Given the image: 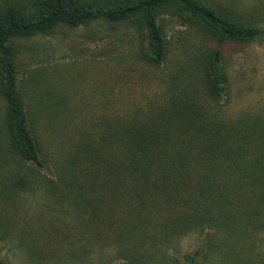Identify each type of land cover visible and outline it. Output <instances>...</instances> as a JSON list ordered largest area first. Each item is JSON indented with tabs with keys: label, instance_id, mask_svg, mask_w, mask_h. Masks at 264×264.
<instances>
[{
	"label": "rangeland",
	"instance_id": "1",
	"mask_svg": "<svg viewBox=\"0 0 264 264\" xmlns=\"http://www.w3.org/2000/svg\"><path fill=\"white\" fill-rule=\"evenodd\" d=\"M29 1L0 0V13ZM198 1L260 29L258 37L217 43L173 8L157 16L166 40L158 65L143 58L141 31L103 18L11 40L17 91L41 165L8 147L0 95V264H188L190 255L194 264H264V197L248 196L245 187L218 217L215 205L203 212L205 204L196 207L193 200L147 203L146 225L136 228V236L131 229V236L117 228L124 214L91 216L85 206H73L77 190L57 181L70 156H76L70 173L77 179L79 172L94 170L83 146L100 139L105 121L113 124V134L121 119H142L147 109L167 108L171 99L190 96L208 120L264 141V0ZM214 48L226 84L212 99L204 90L202 66ZM81 180L100 182L91 174ZM168 218L178 222L165 224Z\"/></svg>",
	"mask_w": 264,
	"mask_h": 264
},
{
	"label": "trees",
	"instance_id": "2",
	"mask_svg": "<svg viewBox=\"0 0 264 264\" xmlns=\"http://www.w3.org/2000/svg\"><path fill=\"white\" fill-rule=\"evenodd\" d=\"M173 8L180 10L183 19L194 22L217 43L246 42L260 33L253 25L232 20L198 0H115L107 5L81 0H30L25 6H9L0 13V95L5 102L8 147L22 160L41 165L17 91L13 38L47 33L57 24L74 27L103 18L113 23L131 24L141 31L146 38L143 58L149 64L158 65L165 55L166 40L157 16ZM202 72L206 95L217 98L226 84L217 48L207 53ZM175 100L171 99L167 108L147 109L142 119L134 116L121 119L124 122L113 134L109 133L113 124L105 121L100 139L93 145L83 146L91 163L89 167L94 170L79 172L76 175L79 179L70 173L76 157L70 156L68 164L59 169L57 181L77 190L73 206H85L91 216L100 211L110 217L124 214L117 227L120 234H132L133 229L136 236L139 234L136 228L139 231L146 225L142 208L147 203L161 206L166 201L193 200L196 207L205 204L203 212L215 205L218 217L219 211H229L230 202L243 187L249 191L248 196L264 197V141L256 143L250 134L208 120L190 96L181 102ZM63 163L64 160L61 165ZM84 174L97 176L100 182L83 183ZM124 182L127 185L121 188ZM77 184H81L85 197L78 191ZM124 198L126 202L115 210V203ZM148 212L157 214L152 209ZM177 222L168 218L165 224L171 226ZM132 243L135 247L136 243ZM132 252L127 248V253ZM135 255L136 252L131 259ZM194 259L195 256L190 255L188 264H194Z\"/></svg>",
	"mask_w": 264,
	"mask_h": 264
}]
</instances>
